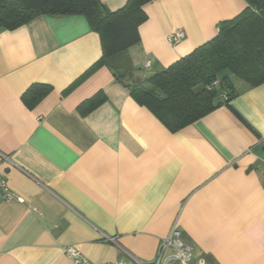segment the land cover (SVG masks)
<instances>
[{"label": "crops", "instance_id": "obj_1", "mask_svg": "<svg viewBox=\"0 0 264 264\" xmlns=\"http://www.w3.org/2000/svg\"><path fill=\"white\" fill-rule=\"evenodd\" d=\"M127 1L100 0L113 12ZM247 7L155 0L140 42L86 77L102 46L84 16L0 30V175L16 195L0 201V264H71L67 246L94 264L152 263L175 225L192 264H264V83L232 78L230 107L175 133L132 94ZM34 84L53 89L29 109Z\"/></svg>", "mask_w": 264, "mask_h": 264}, {"label": "trees", "instance_id": "obj_2", "mask_svg": "<svg viewBox=\"0 0 264 264\" xmlns=\"http://www.w3.org/2000/svg\"><path fill=\"white\" fill-rule=\"evenodd\" d=\"M153 1L128 0L113 12L100 0H0V30L15 31L44 15L84 16L100 36L102 46V57L86 77L102 66L115 69L116 56L140 42L139 27L148 17L144 7ZM245 1L248 7L235 19L222 23L215 38L132 89L135 98L171 132L221 106L230 107L236 96L232 77L251 87L264 83V0ZM217 80L219 86L212 87ZM52 89L47 84H34L22 100L33 109ZM101 102L95 96L87 101L89 109L81 112L86 114Z\"/></svg>", "mask_w": 264, "mask_h": 264}, {"label": "built area", "instance_id": "obj_3", "mask_svg": "<svg viewBox=\"0 0 264 264\" xmlns=\"http://www.w3.org/2000/svg\"><path fill=\"white\" fill-rule=\"evenodd\" d=\"M184 39L185 32L183 30L175 31L168 37V41L172 46L181 43ZM148 66L149 63L146 67ZM219 84V80L214 81L212 87H218ZM15 198L16 195L9 187L7 180L0 175V201L9 202ZM106 239L112 243L116 242L115 238L106 237ZM65 253L70 259L71 264H94L73 246L65 247ZM132 258L134 260L133 262L119 259L115 262L106 264H192L194 260V249L182 238L180 230L177 225H175L170 234L161 241L157 256L152 263H143L134 257ZM197 264H205V262L200 260Z\"/></svg>", "mask_w": 264, "mask_h": 264}, {"label": "rangeland", "instance_id": "obj_4", "mask_svg": "<svg viewBox=\"0 0 264 264\" xmlns=\"http://www.w3.org/2000/svg\"><path fill=\"white\" fill-rule=\"evenodd\" d=\"M234 81H238L239 79L236 77H232Z\"/></svg>", "mask_w": 264, "mask_h": 264}]
</instances>
